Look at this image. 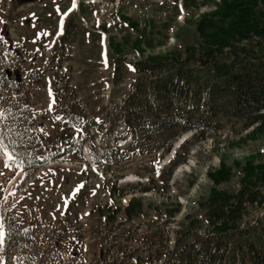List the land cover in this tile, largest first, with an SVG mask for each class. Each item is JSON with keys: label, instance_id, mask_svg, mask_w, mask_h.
Here are the masks:
<instances>
[{"label": "rangeland", "instance_id": "374dc122", "mask_svg": "<svg viewBox=\"0 0 264 264\" xmlns=\"http://www.w3.org/2000/svg\"><path fill=\"white\" fill-rule=\"evenodd\" d=\"M220 2L75 0L73 9V0H0V36L9 37L13 51H7L1 67L6 75L19 78L14 82L18 98L37 114L51 150L52 143L58 145L78 133L54 120L55 116L73 107L95 118L106 116L139 76L131 63L175 52L184 56L186 48H198L203 39L197 21L203 13L216 10ZM257 9L264 12L261 1ZM15 51L21 57H15ZM49 90L55 100L58 92L64 101L61 106L53 105L51 112ZM216 120L218 128L203 137L192 136L197 130L181 134L164 157L142 155L114 166L97 164L84 147V161L71 156L72 160H53L36 170L23 167L21 171L14 161L5 167L6 157L0 152V216L7 211L18 213L20 219L37 214L69 219L88 236L96 221H104L95 214L97 207H109V212L117 208L119 219L112 225L113 232L132 229L141 250L149 235L171 245L190 226L203 231L208 223L202 202H209L211 189L233 194L239 188L243 166L264 168V120L248 127L241 118L218 116ZM186 138L190 139L175 163L177 147ZM222 167L230 176L217 183L213 174L216 177ZM131 201L134 208L127 215L125 208ZM262 222L264 204L247 205L241 224ZM87 242L93 243L91 238ZM1 249L0 264H5ZM116 260L129 264L123 256Z\"/></svg>", "mask_w": 264, "mask_h": 264}, {"label": "trees", "instance_id": "16d2710c", "mask_svg": "<svg viewBox=\"0 0 264 264\" xmlns=\"http://www.w3.org/2000/svg\"><path fill=\"white\" fill-rule=\"evenodd\" d=\"M258 1L264 4V0H221L216 10L203 13L197 21L203 42L198 48H186L184 56L175 52L133 61L131 68L139 76L103 118L75 107L63 110L58 116L64 119L56 121L78 133L58 145L52 143L51 150L42 136L45 132L39 131L37 114L18 98L14 83L18 77L6 75L0 63V111L5 113L0 128L8 131L4 141L10 151L20 154L23 167L33 170L71 156L84 161V147L97 164L114 166L142 155L164 157L186 131L197 130L192 136L203 137L217 129L218 116L241 118L246 127L264 120V12L257 9ZM7 39L0 36L2 63L7 51L13 52ZM15 57H21V52L15 51ZM57 95L55 105L61 106L64 101ZM189 139L178 145L175 163ZM263 169L243 166L233 194L213 187L209 202H202L207 229L190 226L171 245L149 235L141 250L132 229L113 232L112 225L119 219L117 208L109 212V207H97L94 212L104 221H96L88 236L69 219L39 214L20 219L18 213L3 211L1 253L5 264H117L119 256L129 264H264V243L260 242L264 222L241 224L247 205L264 204ZM226 172L220 168L213 180H227ZM132 202L125 208L127 215L134 208ZM88 238L93 243L88 244Z\"/></svg>", "mask_w": 264, "mask_h": 264}, {"label": "snow or ice", "instance_id": "6c2138e0", "mask_svg": "<svg viewBox=\"0 0 264 264\" xmlns=\"http://www.w3.org/2000/svg\"><path fill=\"white\" fill-rule=\"evenodd\" d=\"M75 7H76L75 0H73L72 8L74 9ZM58 11H59V9H58ZM69 11H71V9ZM65 15H67V13H65ZM60 32H61V34L63 33V19L60 22ZM49 95H50V97H52V99L50 100L48 111L51 112L53 110L52 106L55 105L56 100H55L53 94L51 93V90H49ZM4 116H5V113L3 111H0V120H3ZM63 119L64 118L61 116H55L54 117V120H63ZM9 131H11L10 128H9ZM39 131L45 132V129L41 128V129H39ZM45 134H47V133L45 132ZM7 136H8V131H5L3 128H0V152H2L4 154V156L6 157V161H5L4 166L5 167H11V165L8 163V161H14L16 166L21 168V171H23V161L18 159V156L20 154L14 155V151H9V144H6L4 142L5 137H7ZM10 143L15 145L16 141L11 140ZM0 174H2V173H0ZM25 175H27V173H25ZM82 187H83V184L79 185L74 190V192L72 193L73 198L75 197L76 192H79L80 188H82ZM5 199H7V198H5ZM53 218H55V217H53ZM3 228H4L3 217L0 216V246H2L4 244L5 233L3 231ZM25 231H27V230H25Z\"/></svg>", "mask_w": 264, "mask_h": 264}, {"label": "water", "instance_id": "95a60500", "mask_svg": "<svg viewBox=\"0 0 264 264\" xmlns=\"http://www.w3.org/2000/svg\"><path fill=\"white\" fill-rule=\"evenodd\" d=\"M21 3H29V2H34L37 0H19Z\"/></svg>", "mask_w": 264, "mask_h": 264}]
</instances>
